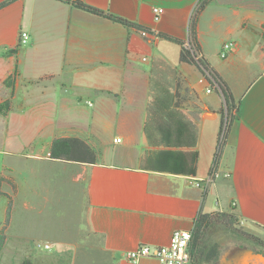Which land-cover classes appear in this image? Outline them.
<instances>
[{
  "label": "crops",
  "instance_id": "0c3cea01",
  "mask_svg": "<svg viewBox=\"0 0 264 264\" xmlns=\"http://www.w3.org/2000/svg\"><path fill=\"white\" fill-rule=\"evenodd\" d=\"M79 1L151 31L63 0L0 7V82L14 69L9 109L0 112V191L12 200L0 256L59 264L52 253L40 260L32 246L41 203L33 196L43 172L69 174L78 184L74 264H160L124 254L140 243L167 244L173 231L193 228L199 212H234L246 228L264 231V0H211L199 15L201 56L238 101L216 165L230 176L206 190L188 178H203L213 166L224 100L194 65L179 60L180 46L159 35L187 42L198 0ZM153 7L163 9L159 20ZM21 30L29 38L18 45ZM228 41L234 48L221 57ZM56 137L85 140L97 159H50ZM45 243L62 255L72 242Z\"/></svg>",
  "mask_w": 264,
  "mask_h": 264
},
{
  "label": "rangeland",
  "instance_id": "374dc122",
  "mask_svg": "<svg viewBox=\"0 0 264 264\" xmlns=\"http://www.w3.org/2000/svg\"><path fill=\"white\" fill-rule=\"evenodd\" d=\"M7 80L0 82V100L7 96ZM224 129L225 123L223 122L219 133L218 146L221 145ZM40 164L38 163V165ZM36 182L39 185V190L33 198L41 203L38 207L40 212L34 213V217L38 221L36 220V224L32 223L34 227L37 225V240L32 243L34 254L41 256L40 260H44L43 257L46 254L52 253V259L55 263L58 258L59 264H74V245L80 240L74 230L80 224L78 184L71 181L69 174L53 177L49 173L46 174V172L39 174ZM3 201L6 209L4 212L2 203H0L1 220H4V217H2L4 215L6 219L9 213L7 211L8 207L12 209V200L3 199ZM1 220L0 230L3 229L2 231H4L6 223ZM14 225V223L11 224L12 232L15 231ZM65 229H68V231H65ZM254 236L264 238V231L259 228H246L239 218L234 219L232 224H228L226 220L222 223H211L204 228L202 236L203 253L201 258L195 261V264H264V260L261 259L264 252L255 243ZM59 240L72 242L70 246L63 247L62 255H57V247L55 246L44 248L37 245L38 243L43 244L47 241ZM66 249L69 252L68 255L65 253ZM20 260L22 261L19 262ZM17 261L19 263H15ZM33 261L34 259L31 261L28 257L15 256L13 253L5 258L0 256V264H33Z\"/></svg>",
  "mask_w": 264,
  "mask_h": 264
},
{
  "label": "trees",
  "instance_id": "16d2710c",
  "mask_svg": "<svg viewBox=\"0 0 264 264\" xmlns=\"http://www.w3.org/2000/svg\"><path fill=\"white\" fill-rule=\"evenodd\" d=\"M9 0H5L0 3V7L5 5ZM65 2L70 3L71 5L86 10L92 14L101 15L107 17L115 22H119L127 27H133L140 29L144 32H150L151 30L145 26L137 24L135 22L128 21L119 16L103 12L99 9H96L92 6L82 3L79 0H63ZM211 0H198L193 11L189 18L188 23V34H187V43L188 47L185 46V41L167 34H159L161 37L171 40L177 43L180 46L179 52V60L181 62H185L191 65H194L199 72L206 77L208 82L216 91H220L223 95V106L220 108V114L222 116V124L226 117V125L224 129V133H226V129L230 124L231 120L234 118L235 113L238 110V101L234 99L231 90L228 84L222 79V77L208 64V62L201 56L200 45L197 39V23L199 19V15L205 6ZM13 74L14 69L11 70V73L7 76L8 79V92L7 96L0 100V112H7L9 109V102L13 95ZM220 151V145L217 148V151L213 158V164L217 165L218 156ZM95 151L90 147V145L83 139L78 137H56L52 140L50 147L49 158L52 160L70 162V163H93L96 157ZM0 196H5L9 199L5 193L0 191ZM10 200V199H9ZM10 209L8 207L7 211L10 213ZM9 213L6 216L5 223L8 222ZM238 218V216L234 212H222V211H214L210 213H202L199 212L197 215L194 226H193V234L189 244V251L193 257L194 263L196 260L201 258V254L203 253V244H202V236L203 231L206 226L211 223H222L224 220L228 221V224H232L234 219ZM3 229L0 230V250L3 246L5 234ZM252 237V236H251ZM257 246L264 252V238L253 237Z\"/></svg>",
  "mask_w": 264,
  "mask_h": 264
},
{
  "label": "built area",
  "instance_id": "2783aa9c",
  "mask_svg": "<svg viewBox=\"0 0 264 264\" xmlns=\"http://www.w3.org/2000/svg\"><path fill=\"white\" fill-rule=\"evenodd\" d=\"M155 20L160 19V15L163 12L161 7H153ZM29 38L28 33L25 30L19 31L18 45L24 44ZM185 46H189L185 42ZM234 48L232 41L224 42L221 47L220 56L224 57L227 53L231 52ZM207 80L205 77L200 81ZM206 91L210 89L207 87ZM90 103V102H89ZM222 175L223 177H229L230 173L227 171L220 172L215 164H213L210 172L203 178H188V183L192 186H196L206 190L215 179ZM193 228L189 230H175L171 234L170 240L165 245L152 246L145 243L138 244L135 248L128 250L124 254V258L130 262H137L143 257H151L156 259L160 264H195L193 257L189 251V244L192 238ZM38 247L49 248V243H38Z\"/></svg>",
  "mask_w": 264,
  "mask_h": 264
},
{
  "label": "water",
  "instance_id": "95a60500",
  "mask_svg": "<svg viewBox=\"0 0 264 264\" xmlns=\"http://www.w3.org/2000/svg\"><path fill=\"white\" fill-rule=\"evenodd\" d=\"M219 92H220V91H219ZM220 94H221V92H220ZM221 96L223 97V95H222V94H221ZM226 121H227V120H226V117H225V119H224V123H225V124H226Z\"/></svg>",
  "mask_w": 264,
  "mask_h": 264
}]
</instances>
